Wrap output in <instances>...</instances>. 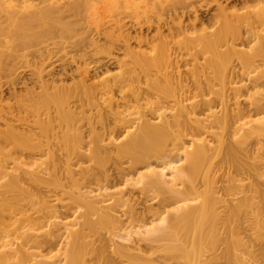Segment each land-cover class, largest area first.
Instances as JSON below:
<instances>
[{
	"label": "bare ground",
	"instance_id": "bare-ground-1",
	"mask_svg": "<svg viewBox=\"0 0 264 264\" xmlns=\"http://www.w3.org/2000/svg\"><path fill=\"white\" fill-rule=\"evenodd\" d=\"M40 1L0 0V54L13 100L3 99L0 84V264H167L191 251L197 258L201 245L207 250L197 264H245L243 255L262 253V18L254 27L250 17L229 20L226 6L212 0L221 22L189 36L203 23L192 0L173 6L167 20L157 13L155 22L146 15L141 24L133 11L113 28L125 32L111 42L118 53L104 48L103 55L89 38V77L101 78L86 84L79 76L89 71L70 68L84 66V55L60 58L53 38L67 29L65 9L88 0L57 7ZM99 28L93 32L106 36ZM174 33L196 53L184 71L166 39ZM44 37L53 45L35 46ZM241 40L257 48L243 54L235 49ZM234 60L253 70L237 71ZM110 64L117 72L105 75ZM243 78L256 89L247 107L236 100L241 86L234 79ZM84 160L94 164L82 166ZM250 231L241 250L233 247L234 232Z\"/></svg>",
	"mask_w": 264,
	"mask_h": 264
},
{
	"label": "rangeland",
	"instance_id": "rangeland-1",
	"mask_svg": "<svg viewBox=\"0 0 264 264\" xmlns=\"http://www.w3.org/2000/svg\"><path fill=\"white\" fill-rule=\"evenodd\" d=\"M30 1L32 2V3L30 2L31 4L39 2V0L38 1L37 0H34V1L30 0ZM41 1L43 3L44 0H41ZM67 1L68 0H45V4L44 3L43 4L57 7V6H61V5L65 4ZM109 1H113V0H109ZM114 1L112 3L115 4L116 1H118L116 3H119V0H116L115 2ZM130 1H132V0L128 1L129 5L127 3V8L126 7L123 8V6L121 4L123 2H122V0H120V3L118 4V6L121 4L120 5L121 9H119V7L116 4H115L116 5L115 6L114 4H112L110 2L108 3V0L107 1L106 0H98V1L97 0H88V1H86L84 3L87 7H85V5H83V3H82L79 6L77 5L74 8H71L70 10L69 9H65V11H64V15L65 16H64L62 21L65 23L67 29L64 30V31L56 30V34H58V36L53 38V39H55L57 44L59 43L58 50H57L58 51L57 55L60 58H62V59H66V58L69 59L68 56H71V55L77 59L78 55H84V59H85V63H86L84 66H83L84 62H81L79 64V62L77 61L76 64L71 65L70 68L71 69H75L76 65H80L83 68L85 67L89 72L80 74L79 78H82L83 80H85L86 84L95 83V82H97V80H99L101 78V75H99L100 77H96L95 79H91L89 77L93 73L92 70L94 68L93 67L94 64L91 62V57H92L91 55L93 54V51H92L93 47L91 46V44L88 43V40H89V38L91 36L92 37L94 36V38H97V40H98L97 41V45H98L97 47H99V49L101 48L100 51L102 52L103 55H106V53L103 52L105 49L106 50H111L112 49L111 51L113 53H118V49L117 48L120 47V46H115L116 48H114L115 49L114 50L113 48H111L113 46L111 42H114V44L116 45V43H118L123 38L122 35L125 33L124 32V33H122V35H119L118 32L115 34V32L113 30V28L115 27V24L119 20L125 21L126 23L129 22L131 16H129L128 14L129 13H134L133 11H135V12L137 11L135 13V14L138 13L137 16L140 15L141 18L139 19V21L141 22V24L143 23L144 19L147 18V17L149 19L151 18L152 21L155 22L158 14H161V13H163V15H162L163 18L165 20H167L168 19L167 14H169L171 12V8H173V6L177 5L179 2H181L183 0H134L135 3H133L134 1H132V2H130ZM192 1H194L193 8L197 9V7H198L199 10L198 9L197 10H198V13L200 14V16L203 18V23L198 24L195 27V30H193V28H191V30H190V28H189L190 32L187 30L188 32L186 31L185 35L187 34L189 36H192L196 32L199 33V32H202V31H210L211 29L216 28L218 26V24L221 22V20L223 18L222 17L223 15L220 14V15H217L216 17L213 18V15L216 12V10L214 9V8H216V6L214 5V2H212V0H192ZM218 1H219V3H221L222 6H226V12H227L226 13L227 14L226 17H228V19L230 18L229 20H231V19L232 20H236L237 18H242V17H246L248 19L250 17V19L248 21H250V25L252 27H254L256 25L257 26L260 25L259 21L261 22V20H263L262 22L264 24V0H262V1L261 0H246V1H241V0H218ZM69 2H71V1L69 0ZM87 3H90V4L87 5ZM94 3L96 4L95 6H93ZM130 3L132 4V6L134 5L136 7L135 8H131L132 6H131ZM59 4H61V5H59ZM36 5H41V3L40 4L38 3ZM195 5H196V7H195ZM93 8H95V9H93ZM92 9L94 11H96V12L93 13ZM132 9H134V10H132ZM161 9L163 11H161ZM205 9H208V10H205ZM180 11H181V9H177V12H179L178 14H180ZM120 12H123V13H120ZM146 15H147V17H146ZM172 16H173V13H171V17ZM185 17L183 16V19H182L183 24L187 21V19ZM258 17L260 19L261 18L262 19L260 20ZM184 18H185V20H184ZM176 21L177 20H175V22ZM243 25L244 24H241L242 27H243ZM96 26L100 27L99 30H102L103 32H107V33L109 32V33L108 34L106 33V36L105 35L97 36L98 34L96 35V33H94L95 30H93V29H95ZM255 28L258 29L259 27H255ZM111 31L113 32L112 34H111ZM150 31H151L150 35L154 34V30L153 29H151ZM88 33H89V35H88ZM165 33L166 32H164L163 34H165ZM108 35H110V37H108ZM185 35L183 36V33H174V34H172V36L171 35H167V38H166L167 41L169 42V46L171 48V51H173V54H174V57H173V55H172V57L174 59L176 58L175 60H178V65H179V68H180L181 71H184L186 68H190L191 67V64H192L191 62H193V56L196 55V53L195 54L193 53V51H194L193 49H192V51H190L191 49L189 50L188 46H184L183 41H185L184 40ZM43 39H46V40H43ZM43 39H42V41L40 40V41L36 42L35 46L39 47V45H46L48 42H49L48 44H50V42L52 41V40L50 41V39H47V37L46 38L44 37ZM109 40H110V42H109ZM117 40H119V41H117ZM170 43H172V44L170 45ZM254 44H255L254 42H248V41H244L243 40L242 42H239V43L235 44V49L241 51L243 54L251 53L253 47H254L253 48L254 50H255V48H257ZM52 45L50 44V46H52ZM61 45L62 46L63 45L66 46V47H64L66 49H64ZM3 47H4L3 45H2V47L0 46V52L2 50H5V48H3ZM59 47L61 48V50H60ZM184 47L187 50H185ZM27 49L30 50V46L29 45L27 46ZM188 51H190L191 53L188 52ZM66 54H68V55H66ZM239 54H241V53H239ZM0 55L2 56V57L0 56V84H2V93L4 95L3 99L5 100L7 98L6 97L7 96L6 90H7L8 78L6 76H8L7 75L8 73H7V69H2V68L6 67L4 63H6L5 61L7 59H4L5 56L3 57L2 53ZM118 55H121V54H118ZM236 56H237V54H236ZM198 61H201V59L199 58ZM261 62H262V57L257 56L256 61H255L254 64H258L259 65ZM233 65H235L234 68L237 71H239V72H247L249 70H253V67H241L240 65H238L236 60L233 61ZM261 68H262V66H261ZM261 68H258L256 70H254V72L251 71V73H252L251 75L255 76L256 73L259 72V69L261 70ZM21 69L25 70V72H24L25 76L24 77L29 75L28 73H30V69L25 68V66L23 68L21 67L19 69V71ZM4 70L6 71V73H5ZM116 72H117L116 66L114 64L113 65L110 64L109 67H108V72L105 75H113ZM239 79H234L235 81H237L236 85L237 86H241L239 96H238V98L236 100L239 103V107H247V104L249 103L248 101L250 100V97L248 95H249V93H253L256 89H253L250 86V83H248V79L243 78L244 81L243 80L239 81ZM71 82L72 81L68 79L66 81V84H70ZM244 85H245V87H244ZM247 86H249V89H248ZM257 89L259 91L261 90V92L264 93V86L260 87V88H257ZM7 100L9 102L13 101L12 99H8V98H7ZM93 112H94V110H93ZM40 159L44 160V158H40ZM36 161H37V162H35L36 164L40 163L39 159H37ZM84 161H85V163L83 161H82L83 163H81L82 166L83 165L84 166H86V165H90L91 166L92 164H94L93 161H91V162L89 160H88V162H87V160H84ZM109 164L111 165V161L110 160L108 161V165H107L108 167L110 166ZM33 166H35V165L32 163L30 165V167H33ZM261 189L264 190V185L261 186ZM134 196H136V190L134 191ZM112 213H114V212L111 211V214ZM115 214L116 213H114V215ZM13 227H14L13 225H10L7 230H11V229L14 230ZM263 231H264V229H263ZM99 232L104 238H105L106 235H107V237H109L107 231L99 230ZM251 232L252 231L245 232V233L234 232L232 234V236L230 237V240H232V241L235 240V241H233V247H235V248L238 247V249L241 250L243 248L242 244H243L244 240H246V241L248 240V238L245 235L246 234H250ZM253 235H255V234H253ZM131 237L130 238L133 239L136 236L132 235ZM6 239H10V237H8ZM115 240L118 241V242H124L126 244L131 245V243L122 241V240H120L118 238H115ZM14 245H15V243L13 245L11 244L10 246H14ZM200 248H202V249L200 250ZM3 249H4V247H2L0 245V250H3ZM205 249H206V247L201 245L197 249L198 251L200 250V252H201V253L198 252V254H200V255L202 254L201 256H203L204 255L203 253H206V252H204ZM189 253H187L185 255L187 257H185V256L184 257H179V258H177L176 261H173V262L169 261V262H167V264H172V263L173 264H197L199 262V260H201L203 258V257L199 258L200 255H198V254H197L198 255L197 258L195 257V255L193 257V255H192L193 251H191L190 254ZM196 253H197V251H196ZM196 253H193V254H196ZM46 255H49V254H46ZM243 258H244L245 264H264V251L262 253H258V254L255 253L254 256L253 255H249V254H245V255H243Z\"/></svg>",
	"mask_w": 264,
	"mask_h": 264
}]
</instances>
